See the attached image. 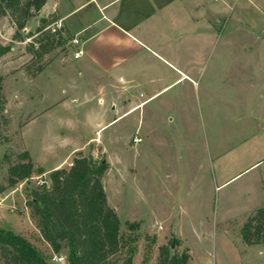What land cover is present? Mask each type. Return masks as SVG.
Returning a JSON list of instances; mask_svg holds the SVG:
<instances>
[{
  "label": "rangeland",
  "instance_id": "374dc122",
  "mask_svg": "<svg viewBox=\"0 0 264 264\" xmlns=\"http://www.w3.org/2000/svg\"><path fill=\"white\" fill-rule=\"evenodd\" d=\"M29 25L24 35L36 20ZM163 27L172 49L158 51L172 65L150 55L157 79L145 87L162 89L180 76L176 68L189 77L137 108L150 93L144 86H104L100 104L91 85L55 81L56 65L42 72L50 63L64 58L77 66L67 57L76 50L70 37L38 60L28 47L32 38L13 41L14 23L0 17V39L12 44L0 57L10 120L0 143V182L7 184L5 155L16 162L27 150L41 171L0 193V229L50 250L30 214L31 191L50 186V173L69 168L76 156L92 155L108 162L102 180L120 233L134 239L132 264H156L162 246L188 251V264H264V241L249 245L242 236L248 217L264 207V0H180ZM136 135L142 142L134 143ZM127 257L123 248L105 264Z\"/></svg>",
  "mask_w": 264,
  "mask_h": 264
},
{
  "label": "trees",
  "instance_id": "16d2710c",
  "mask_svg": "<svg viewBox=\"0 0 264 264\" xmlns=\"http://www.w3.org/2000/svg\"><path fill=\"white\" fill-rule=\"evenodd\" d=\"M47 0H0V17L9 16L15 25L13 40L28 43L34 58L41 60L46 54L63 46L66 41L64 29L53 30L51 24L57 16L51 13L42 17L34 31L24 35L21 31L28 21L37 15ZM69 38V37H68ZM12 44L0 42V57ZM44 67L39 66L37 72ZM3 75L0 73V143L7 138L4 132L10 122L5 113L6 96L3 92ZM18 160L9 165L7 184L0 182V193L22 180L30 179L41 172L27 150L17 154ZM108 162L92 155H78L69 168H57L50 173L51 185L43 189L34 188L28 200L30 214L35 219L43 239L51 249L44 250L27 236L11 229H0V253L5 264H51L53 254L67 250L68 264H105L123 248H128L124 264H132L135 247L129 245L134 239L120 233V218L110 206L103 184ZM246 244L264 241V207L256 209L242 229ZM188 251L178 253L169 246L160 248L156 264H188Z\"/></svg>",
  "mask_w": 264,
  "mask_h": 264
},
{
  "label": "crops",
  "instance_id": "0c3cea01",
  "mask_svg": "<svg viewBox=\"0 0 264 264\" xmlns=\"http://www.w3.org/2000/svg\"><path fill=\"white\" fill-rule=\"evenodd\" d=\"M179 3L180 0H47L26 28L31 27L29 24L33 19L37 26L40 18L54 13L62 24L64 35L78 36L84 53L78 58L72 54L67 56L76 60L77 66L62 58L50 63L42 72L56 65L52 73L55 81L67 77L70 85H91L90 92H97V100L102 104L105 101L100 93L102 87L122 84L120 78L131 86L153 85L157 78L150 55L172 65L158 50L169 53L172 49L167 39L169 32L163 26L170 17L174 20ZM12 34L11 27L5 37H12ZM176 69L180 76L162 89L145 87L150 93L144 97L141 92L144 94L141 100L146 102L139 108L177 80L189 77L185 71ZM116 81L118 83H114ZM71 100L79 101L77 97ZM80 105H72L70 110L75 111ZM113 120L107 121L102 128Z\"/></svg>",
  "mask_w": 264,
  "mask_h": 264
},
{
  "label": "built area",
  "instance_id": "2783aa9c",
  "mask_svg": "<svg viewBox=\"0 0 264 264\" xmlns=\"http://www.w3.org/2000/svg\"><path fill=\"white\" fill-rule=\"evenodd\" d=\"M61 27H62V24L58 20L55 21L54 23H52V29L53 30L60 29ZM67 45H73L76 47V50L74 52V57H76V58L80 57L84 53L83 48L80 46L81 40L78 36H74V37L70 38L67 42ZM120 82L122 84H124L126 81L124 78H120ZM140 95L143 96L144 94L141 93ZM145 102L146 101L140 102V104L137 105V108L142 106ZM133 140H134L135 144H138V143L142 142L143 138L141 136L136 135V136H134ZM71 165H72V163H71ZM66 259H67V256L64 254H54L51 258V260L55 261V262H65Z\"/></svg>",
  "mask_w": 264,
  "mask_h": 264
}]
</instances>
